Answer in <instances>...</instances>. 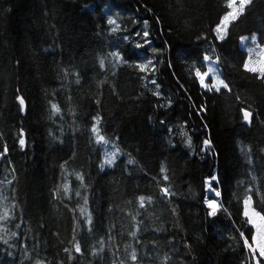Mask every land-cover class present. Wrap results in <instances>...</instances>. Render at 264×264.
Segmentation results:
<instances>
[{"label":"trees","instance_id":"obj_1","mask_svg":"<svg viewBox=\"0 0 264 264\" xmlns=\"http://www.w3.org/2000/svg\"><path fill=\"white\" fill-rule=\"evenodd\" d=\"M224 4L0 0V151L9 149L0 157V215L9 214L0 220V264H248L239 232L246 227L245 196L253 197L257 210L264 200V81L243 70L247 55L240 37L255 34L264 45V0H251L227 42L219 44L212 29ZM109 16L120 25L116 33L109 30ZM144 30L158 50L155 76L114 66L108 55L123 49L127 59ZM205 52L220 57L230 93H205L195 82L191 66L205 70L199 62ZM147 53L152 56L151 48ZM100 58H106L103 69ZM151 79L160 85L159 98L152 95L157 89ZM17 94L25 97V113L18 111ZM49 102L60 107L58 115ZM201 106L206 111L198 115ZM240 108L253 112L250 126ZM95 115L102 118L101 134L120 152L103 170L105 150L90 131ZM181 131L191 137V147ZM204 139L212 141L207 152L200 151ZM209 175L218 176L214 187L222 192L216 217H208L203 203ZM161 187L173 194L163 196ZM141 195L153 201L143 209L136 200ZM81 208L91 213V226ZM74 233L80 253L72 247Z\"/></svg>","mask_w":264,"mask_h":264},{"label":"snow or ice","instance_id":"obj_2","mask_svg":"<svg viewBox=\"0 0 264 264\" xmlns=\"http://www.w3.org/2000/svg\"><path fill=\"white\" fill-rule=\"evenodd\" d=\"M251 0H225L223 14L220 15L218 22L215 24V27L212 29V33L214 36V40L219 43L223 44L227 42L229 36V30L232 25L237 23L239 19L243 16L246 8L250 5ZM150 11V9H149ZM145 25H147V20H145ZM107 24L109 26V30L112 33H116L120 30V25L117 24V21L112 17L109 16L107 18ZM136 37L139 38L141 33H135ZM143 42L136 43L132 46L133 54L125 58V52L123 49H117L115 51L110 52L108 55L113 58L114 66L119 64H124L128 67H132L137 69L140 73H148L151 72L153 76L156 74V64L155 58L158 56V50L156 48H152L151 43L148 39L149 32L144 30L143 33ZM126 43L129 42L130 37L125 35L123 37ZM198 39H202V37H198ZM206 39V37H203ZM247 37L241 36L240 37V44L242 47L245 46V42L247 41ZM258 37L253 34L251 36V41L253 45H256V48H247L246 51L248 55L244 58L242 63V68L245 72L253 74V76L261 81H264V45H257ZM147 48H151L152 56H148ZM258 49V51H257ZM215 51V47L212 49ZM256 52V59L252 58V53ZM147 57V58H145ZM132 59L133 63L129 64L128 60ZM105 60L106 58L99 59V66L101 69L105 67ZM202 65H206V70H201V68L196 67L195 63L191 66L194 69V80L202 90V92L208 93H216L219 94L221 91L231 92V88L229 83L226 82L225 79H222V72L220 71L219 64H220V57L217 56L215 60L212 59L210 55L205 52L202 56V60L199 61ZM171 67V65H169ZM145 76H141V79H145ZM210 80V83L208 82ZM76 83L79 84V78L76 80ZM149 83L155 86L157 91H153L152 95L155 97H160L161 93L159 91L160 85L156 82L155 79L149 80ZM19 91V90H18ZM239 99V97H237ZM15 101L18 104V111L20 113H25L27 109L25 97L22 95L17 94L15 97ZM50 103L51 113L53 116L58 115L61 111L60 107L56 103ZM97 105L100 104V101H96ZM171 101H169V105ZM206 111L204 106H201L198 115L203 114ZM240 117L244 125L250 126L253 122L254 114L253 112L246 110L244 108L239 109ZM51 118V117H49ZM101 116L95 115L91 118V128L90 131L92 136L95 140L97 145H108L109 140L101 134V129L99 127L101 123ZM165 121H161V124H164ZM169 131L171 132L172 129L170 128ZM51 135V133H49ZM181 135L186 136L187 139L185 140V144L188 147L192 146L191 137L188 136L186 132L181 131ZM18 144L21 150L26 147V139H25V132L24 129L21 128L19 132V140ZM212 147V141L210 139H204L202 141V147L200 148L201 152H207ZM114 150L111 152H105L104 157L99 165L100 169L103 170L105 166H112L115 163V160L118 155H120L119 149L116 148L115 144H113ZM9 149L7 145H4L3 151H0V157L6 156ZM129 163H134V161H129ZM65 165H61L63 169ZM160 172L162 174L163 180L167 182L169 177L164 174L166 169L163 165H161ZM76 180L80 181L81 184L84 183V177L80 173H76ZM218 181L217 175H209L204 178V200L203 203L208 210L207 215L208 217H216L218 211L220 210V205L218 203V198L222 196L221 190L214 187V182ZM63 193L65 196L68 195L70 188L67 183L62 185ZM60 192V187L53 192V196H58ZM160 192L163 196H171L173 193L171 192L170 188L168 187H161ZM76 195L79 197L80 193L77 192ZM212 198H209V197ZM139 207L143 209L145 204H151L152 197L148 196L145 197L143 195L138 196L136 198ZM85 205L88 204V197L85 195L84 197ZM260 210H257V206L253 203V197L251 195H246L242 201V217L245 221L246 227L244 231L239 232V239L243 241V249L248 252V255L254 261V264H264V200L261 201ZM81 217H84V223L91 226L92 224V215L90 212H87V208L80 209ZM9 219L8 211L5 210L2 215H0V220H7ZM133 221H136V217H132ZM75 223V221H74ZM19 227V225H17ZM91 230V229H90ZM238 230V229H237ZM250 233V235L246 234ZM12 236H15L16 233H11ZM131 237L136 238L137 232L133 231L129 234ZM4 243H8L7 240H4ZM72 247L74 248L76 253H80L82 251L81 243L76 240L75 233L73 235V243ZM185 247H188L185 244ZM101 251L103 250V243H101ZM65 253L68 254L69 260L72 259L71 252L68 248L64 249ZM97 254L96 249H93V255ZM11 255V253H9ZM131 261L136 262L138 260L137 254L135 250L132 251L130 256ZM36 264H43L42 261H37Z\"/></svg>","mask_w":264,"mask_h":264},{"label":"rangeland","instance_id":"obj_3","mask_svg":"<svg viewBox=\"0 0 264 264\" xmlns=\"http://www.w3.org/2000/svg\"><path fill=\"white\" fill-rule=\"evenodd\" d=\"M251 36L252 35H249V36H245V37H247L248 39H247V41L245 42V46L244 47H242L241 46V44H240V46H241V48L246 52V55H248V53H247V51H246V49L247 48H249V47H251V48H256V45H253V43H252V41H251ZM257 45H260L259 44V42H258V40H257ZM257 51H258V49H257ZM252 58L253 59H256L257 58V56H256V52H253L252 53ZM213 60H215V59H213ZM220 68V67H219ZM205 70H206V65H205ZM220 71H221V69H220ZM222 72V71H221ZM221 78L223 79V77L221 76ZM209 83H210V80L208 81ZM103 147H104V152H111V151H113L114 150V148H113V143L112 142H110L109 141V144L108 145H103ZM209 198H212L211 196L209 197ZM218 203H219V205L220 206H222L221 205V200L218 198ZM221 208V207H220ZM248 264H254V261L251 259V257L248 255Z\"/></svg>","mask_w":264,"mask_h":264}]
</instances>
